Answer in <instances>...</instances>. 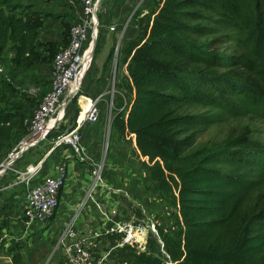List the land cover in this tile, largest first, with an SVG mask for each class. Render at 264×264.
<instances>
[{
  "label": "trees",
  "instance_id": "1",
  "mask_svg": "<svg viewBox=\"0 0 264 264\" xmlns=\"http://www.w3.org/2000/svg\"><path fill=\"white\" fill-rule=\"evenodd\" d=\"M42 12L37 0H0V65L7 48L16 69L53 61L59 45H45L48 57L36 50L43 19L57 17ZM136 26L137 36L118 54L123 96L111 127L131 145L155 190L170 199L173 223L169 230L156 226V236L149 232L147 249L139 253L119 247L118 235L101 234L97 242L108 253L105 260L264 264V189L227 172L236 167L264 179V145L247 130L197 145L189 112L212 104L246 108L264 120V0H154ZM25 135L20 112L0 105V162ZM224 184L253 185L254 193L239 200L224 193ZM125 213V220L142 218L131 205ZM13 250L12 264H28L19 246Z\"/></svg>",
  "mask_w": 264,
  "mask_h": 264
},
{
  "label": "rangeland",
  "instance_id": "2",
  "mask_svg": "<svg viewBox=\"0 0 264 264\" xmlns=\"http://www.w3.org/2000/svg\"><path fill=\"white\" fill-rule=\"evenodd\" d=\"M125 1L121 0V3L124 4ZM37 4L44 14L62 13L59 18L66 16L70 21L78 12L77 0H37ZM103 7L104 4L99 8L98 17L102 15ZM69 27L70 22L68 30ZM54 30H56L54 36L63 35V27ZM67 39L60 42L57 38L54 46L66 43ZM113 51L110 57L113 56ZM47 55H49L48 52ZM4 57L5 68L0 69V98L2 103L6 101L9 106L18 110L24 121L30 114L31 107L36 103L37 98L26 92L30 86L27 81L18 88L11 84L9 69L13 68L7 65L11 59L9 48L5 50ZM111 62L113 63V61ZM261 62L260 67L264 78V56ZM48 64L51 65L52 60ZM33 73L28 70L27 80H35ZM119 80L112 79L110 81V92L113 89L118 90ZM41 89L43 90L42 86ZM119 99L118 97L113 98L112 113L116 112L120 104ZM189 112L194 118L193 138L197 145L216 143L223 140L228 133H238L242 130H247L251 140L264 145V120L250 113L246 108L201 104L193 107ZM78 115L76 111L73 119L77 120ZM67 125L70 126V124ZM86 132L98 136L96 138L98 146L96 149L91 148L88 142H85L88 160L77 159V164L82 171L74 170L73 176L66 181L63 189L65 207L62 206L59 212L58 208V216L55 217V220L48 223L42 229L41 234L31 241L26 240L27 243L22 246L23 249L20 253L23 254L28 264H65L62 260V246L69 235L85 241L90 253L89 264H108L109 261L105 260L108 253L102 249L97 239L100 233H103V228L113 219H117L113 223H145L147 232H151L155 236L157 235L156 226L165 230H169L172 226L171 214L174 208L170 199L155 190L149 174L135 157L131 145L116 137L111 122L110 125L108 121L104 125L102 124L99 131L86 127L84 135L87 139ZM66 155L68 154L61 158L63 161ZM227 168L229 174L237 175L246 181H257V186L264 189V179H255V174L249 175L248 171L238 170L236 167L228 166ZM223 188L225 194L234 195L239 200H245L248 195L254 193L253 185L240 189L231 184H224ZM128 205L139 209L142 218H139L138 215H131L129 220H125L129 215L125 213ZM12 250L11 248L3 249V252L0 253V264H12V257L16 253Z\"/></svg>",
  "mask_w": 264,
  "mask_h": 264
},
{
  "label": "built area",
  "instance_id": "3",
  "mask_svg": "<svg viewBox=\"0 0 264 264\" xmlns=\"http://www.w3.org/2000/svg\"><path fill=\"white\" fill-rule=\"evenodd\" d=\"M77 1L78 12L70 21L67 43L59 44L52 61L48 85L44 90L38 86L28 89L37 101L24 120L26 135L12 144L0 162V253L14 246H19L22 251L26 240L31 241L41 234L58 210L67 178V165L59 163L53 172H49L47 159L59 152L63 155L70 153L76 161H87L84 125L100 130L102 124L108 121L110 125L111 122L112 100L106 104L108 114H103L102 93L86 100L83 81L94 68L93 53L98 37L119 31L117 24L110 23L102 15L98 17L102 4L117 0ZM118 54L119 45L110 61L115 62ZM4 68L5 65H0V69ZM113 92L114 89L110 93ZM67 95L77 96L81 101V112L75 121L72 117L68 121L60 117L62 102ZM102 232L100 235H118L119 247L133 249L136 253L147 249L149 232L145 223H112L106 225ZM62 251L65 264H89L91 260L85 241L75 239L73 235L63 242Z\"/></svg>",
  "mask_w": 264,
  "mask_h": 264
},
{
  "label": "crops",
  "instance_id": "4",
  "mask_svg": "<svg viewBox=\"0 0 264 264\" xmlns=\"http://www.w3.org/2000/svg\"><path fill=\"white\" fill-rule=\"evenodd\" d=\"M153 7V0H126L124 4L121 3V0L119 1H113V2H106L104 3V7L102 8V17L108 19V21L111 23L117 24V27L119 28V31L116 33H104L101 37H98L97 46L95 49L94 54V65L93 70H90L91 73H87L84 78V87H83V96L86 98V100H90L93 98V96L96 93H102L103 95V101H102V110L103 114H108V106L106 105L110 100H112V106H113V98L118 97L122 98V93L119 90H115L113 94L110 93L109 86L110 81L113 80H119L121 79V70L118 68V57L116 58L115 62L110 61V55L115 47L118 45L120 48H122L128 41L134 39L137 36V26L136 21L139 18H142L146 15H148L150 9ZM131 10V11H130ZM62 13L54 14L57 17H48L43 19L44 25L42 28L39 29V32L37 34V47L36 50L39 52L40 55L47 56V52L45 49V45H51L58 40L66 41L65 39L68 38V27L67 30L65 29V25H69L70 19L66 16H63L62 18H59ZM119 21H121L119 23ZM59 27H63V35L54 36V29H59ZM57 35V34H56ZM58 41V42H59ZM87 49V48H86ZM13 57V51H11V57ZM8 66H11L13 68V65L8 63ZM50 67L51 65L48 63H34L29 70L31 72H34L33 76H35V80L32 81L27 80L28 77V70L24 68L20 69H9V74H11V84L13 86L21 87L22 84L27 81L30 86H38L43 88V90L48 85L49 79H50ZM11 71H14L13 73ZM89 71V70H88ZM37 83V84H36ZM114 84V83H113ZM29 86V87H30ZM91 86H94V88H91ZM28 93V91L26 90ZM6 95V94H4ZM84 99L82 98V101ZM85 100V101H86ZM1 106L5 108H11L13 106H9L6 101H4ZM113 108V107H112ZM79 114L81 112V101L77 96L67 95L64 97L62 106H61V115L60 117H64V121H68L71 117L74 118V114ZM114 113L111 115V119ZM79 116V115H78ZM109 116V115H108ZM76 119H74L75 121ZM89 127L96 131L91 126L84 125L83 133L85 134V128ZM99 131V129L97 130ZM86 142H88L89 146L91 148H97L98 142L96 138H98L97 135H94L92 133L86 132ZM116 137H118L116 135ZM65 160L63 161L61 158L63 157V154L57 152L55 155L50 156L47 159V166L50 167L49 172H53V169L55 166L59 163H63L67 165V179L69 180V177L73 176V171L79 169L82 171V169L78 166L76 159L72 158L74 157L70 153H66ZM65 155V154H64ZM77 164V165H76ZM53 166V167H52ZM84 166V165H83ZM45 174V173H44ZM44 174H42L40 177H42ZM86 177V176H85ZM65 181V185H66ZM65 193V192H64ZM64 193H61L60 196V205L59 210L63 207H65V204L63 203L64 200ZM58 214H56L55 217H57Z\"/></svg>",
  "mask_w": 264,
  "mask_h": 264
}]
</instances>
